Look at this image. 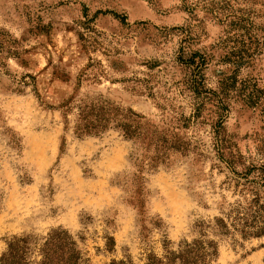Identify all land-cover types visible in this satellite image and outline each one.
Returning <instances> with one entry per match:
<instances>
[{
  "label": "rangeland",
  "instance_id": "rangeland-1",
  "mask_svg": "<svg viewBox=\"0 0 264 264\" xmlns=\"http://www.w3.org/2000/svg\"><path fill=\"white\" fill-rule=\"evenodd\" d=\"M235 18L264 29V0H0V32L19 53L8 61L10 75L35 79L19 93L0 75V257L13 237L64 229L83 264H144L150 253L192 242L199 223L230 206L249 209L244 181L217 167L211 120L196 130L206 160L175 156L151 169L133 164V145L117 132H66L60 112L86 74L81 96L102 94L152 119L157 105L189 116L191 60L205 64V91L233 76L227 54L243 40ZM237 83L224 133L241 164L263 166L264 107L245 106L242 88L256 84L264 99V55L238 72ZM208 236L218 243L209 264H264V236Z\"/></svg>",
  "mask_w": 264,
  "mask_h": 264
},
{
  "label": "trees",
  "instance_id": "trees-1",
  "mask_svg": "<svg viewBox=\"0 0 264 264\" xmlns=\"http://www.w3.org/2000/svg\"><path fill=\"white\" fill-rule=\"evenodd\" d=\"M111 13L122 23L124 16ZM231 25L243 34L239 47L233 46L228 52V61L234 67L233 76L220 81L219 90H206L202 84L204 63L191 60L194 67V78L188 89L194 93L196 102L189 116L169 113L157 105L160 114L156 119L138 113L119 102L105 98L102 94L93 96L79 95L83 77L79 79L76 96L74 95L61 107V114L66 132L72 131L77 137H99L108 132H117L133 145L130 159L138 168L148 166L158 169L168 165L175 156L191 157L194 161L206 160L209 150L196 138L198 127L211 120V150L218 161L219 169H226L238 178L237 185L242 183L252 196L249 209L241 205L222 212L213 223L198 224L199 236L192 242H183L178 250H168L162 256L154 253L147 255L144 264H209L218 253V243L209 239L208 231H214L221 236L239 233L243 238L264 236V206H261V196L264 195V165L258 166L252 161L248 166L241 164L238 153L224 133V124L231 111V100L237 90V74L264 55V29L257 27L250 19L235 18ZM241 44V46H240ZM17 42L8 40L0 32V75L10 77V85L16 92L22 88L35 86L31 75L20 79L11 77L8 61L17 59L19 53ZM90 65L88 69L92 68ZM201 79V80H200ZM247 85V84H246ZM253 87L244 86L243 101L248 108L264 107L262 92ZM208 105L211 109L207 110ZM209 111L208 117L204 116ZM264 111V110H263ZM236 147V146H235ZM238 165L242 172H238ZM113 245V244H112ZM109 244V247L112 246ZM84 254L75 237L64 229L51 231L45 238L34 236L13 237L7 243V248L0 257V264H83ZM110 264H134L131 260H113Z\"/></svg>",
  "mask_w": 264,
  "mask_h": 264
}]
</instances>
